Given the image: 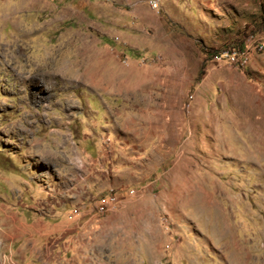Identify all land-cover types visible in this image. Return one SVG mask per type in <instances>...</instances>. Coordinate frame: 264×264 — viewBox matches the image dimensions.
Wrapping results in <instances>:
<instances>
[{
	"label": "rangeland",
	"instance_id": "obj_1",
	"mask_svg": "<svg viewBox=\"0 0 264 264\" xmlns=\"http://www.w3.org/2000/svg\"><path fill=\"white\" fill-rule=\"evenodd\" d=\"M251 36L264 0H0V264L51 189L101 223L71 264H264V51L212 58Z\"/></svg>",
	"mask_w": 264,
	"mask_h": 264
},
{
	"label": "crops",
	"instance_id": "obj_2",
	"mask_svg": "<svg viewBox=\"0 0 264 264\" xmlns=\"http://www.w3.org/2000/svg\"><path fill=\"white\" fill-rule=\"evenodd\" d=\"M43 179L53 188V178L43 177ZM23 183L26 187H29L27 180L23 181ZM52 195L53 190L51 189V191H49V198H44L41 201L38 200L34 202L31 207L33 212H36L32 209L35 208V205L39 210H43L44 207L43 211L51 214L50 216H34L30 221H20L18 218L13 221L15 227L14 233L11 234L12 236L8 234L6 237L9 242L8 248L14 249L20 264H58L62 261L60 254H63V251L70 253V256H68L69 260L65 259L64 264H71V261L89 262L88 253L91 254V252L86 253L85 249L91 247L92 244H87L86 238L95 234L101 226V223L94 220V217H90V214H85V210L89 206H86L85 203L83 204V201L79 204V202L76 203L72 201V198L70 199V197H68L62 199L61 204H56L54 200L50 198ZM75 208H82V214L79 212V215H75ZM61 212L65 215H62L63 217L59 221H54L52 214ZM55 235L63 237L64 242H62L65 244L64 248L62 249L60 245H58L56 246L57 253L53 251V253L48 256H43L41 249L44 242H47V240ZM8 236L12 238V240H10ZM30 241L32 242V245H30L31 247L28 246Z\"/></svg>",
	"mask_w": 264,
	"mask_h": 264
},
{
	"label": "bare ground",
	"instance_id": "obj_3",
	"mask_svg": "<svg viewBox=\"0 0 264 264\" xmlns=\"http://www.w3.org/2000/svg\"><path fill=\"white\" fill-rule=\"evenodd\" d=\"M255 37L251 36L248 38V41L239 48V52L216 55L214 60L225 63L234 69H245L256 54L264 51V41H259ZM230 49H224L222 51H228Z\"/></svg>",
	"mask_w": 264,
	"mask_h": 264
},
{
	"label": "built area",
	"instance_id": "obj_4",
	"mask_svg": "<svg viewBox=\"0 0 264 264\" xmlns=\"http://www.w3.org/2000/svg\"><path fill=\"white\" fill-rule=\"evenodd\" d=\"M243 44V43H242ZM242 46V45H241ZM241 46L240 47H233V48H231L230 50H228V51H219V52H216V53H214L213 55H212V58H215L216 57V55H220V54H228V53H235V52H239V48H241ZM117 206V205H116ZM99 211H107V209H99ZM13 262L10 260V264H12Z\"/></svg>",
	"mask_w": 264,
	"mask_h": 264
}]
</instances>
